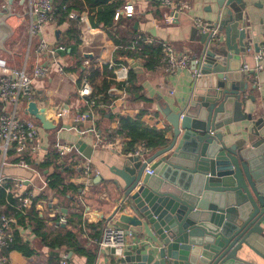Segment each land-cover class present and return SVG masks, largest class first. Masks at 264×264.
Instances as JSON below:
<instances>
[{"label":"water","instance_id":"obj_1","mask_svg":"<svg viewBox=\"0 0 264 264\" xmlns=\"http://www.w3.org/2000/svg\"><path fill=\"white\" fill-rule=\"evenodd\" d=\"M241 1L217 0L230 16L215 23L223 31L219 40L203 32L201 49L192 57L198 72L193 85L200 93L176 109L166 103L159 107L169 124L168 143L143 160L127 156L130 163L112 167L119 178L114 183L121 191L120 207L135 215L118 225L143 240L119 255L111 248L105 264H256L250 251L264 258L252 244L254 235L264 237V116L240 112L247 84L239 67L247 45L245 31L238 29L243 14L231 13L235 3L244 7ZM11 3L0 12L1 50L13 32L7 22ZM230 101L233 110H228ZM25 112L42 129L56 127L47 107L29 101ZM244 118L252 121L251 132L233 139L231 124ZM74 145L91 158V145L81 139Z\"/></svg>","mask_w":264,"mask_h":264},{"label":"crops","instance_id":"obj_2","mask_svg":"<svg viewBox=\"0 0 264 264\" xmlns=\"http://www.w3.org/2000/svg\"><path fill=\"white\" fill-rule=\"evenodd\" d=\"M7 2L8 0H0V12L4 10L2 5L6 6ZM127 2H134V8L131 12L120 11L119 15L126 20L118 25L119 39H127L134 33L133 31H136L150 38L152 42L166 43L178 55L188 54L190 59L187 67L168 73L160 66L153 70H147L144 67L142 58L133 59L137 63V66H133L129 58L119 57L121 61H125L135 71L137 84L141 86V93L144 95L145 100L133 101L127 92L112 87L109 92L116 98L113 100L111 113L113 115L120 113L134 116L140 111H146L141 118L145 124L169 127V124L158 111L159 107L166 103L176 109L189 96L194 97L195 94L201 91V89L193 85L197 76L194 71L197 70L193 69L192 57L199 53L202 45V34L206 31H201L195 27L194 20L200 19L212 24L218 21L221 24L220 21L225 23L230 14L228 12L224 13L219 9L217 0H171L170 5H166L162 0H123V5ZM239 3H243L244 7L235 3L233 5L234 11L231 14H243L238 29L239 31L241 29L245 31L244 42L247 45L246 52L241 55L239 67L241 74H243V81L247 84V87L241 91L240 100L242 105L240 112L243 115L252 113L255 118L264 116V55H260L264 44V0H243ZM181 4L185 5L184 8L178 9ZM11 6L13 15L7 19V22L12 27L13 32L4 42L6 50L0 49V65L4 63L8 66H17L30 71L38 60L45 58L43 54L39 55L37 52V45L41 37L49 44H63L66 47L67 44L73 43L74 40L69 39L67 36V30L72 22H74V26L79 32L80 42L77 44L76 52L81 62L87 59L90 64H109L110 67L114 62L117 49L116 43L105 28L92 26L88 11L76 10L82 15L80 21L67 19L61 24L47 22L40 35L31 36L29 33L31 16L28 0H12ZM127 16H130L128 17L129 19ZM129 24H131V27H129ZM221 36H223V31ZM256 47H259L258 51H256ZM62 56L68 65L69 63L73 65L76 62L73 56L67 54ZM243 65H248L251 70L243 71ZM82 66L86 67L85 65ZM77 84V81H74V77L59 74L54 67L47 77L34 81L32 85L34 101L40 107H47L50 118L56 119V115H59L56 127L51 130L40 128L39 138L42 148L40 154L35 157L31 169L17 167L10 160L4 163L0 161V176L21 180L25 188L30 189L35 195L46 193L51 196L54 206L53 204L49 205V202L43 201V199L36 203L35 207L40 215L52 218L56 215L60 217L62 214L66 219V214L79 213L86 224L104 220L103 226H119L118 223L120 224V221L135 215L128 207L125 209L122 206L120 207L122 195L120 189L114 183L115 180L119 181V178L112 171V167L119 168L124 164L130 163V161H125L127 158L125 154L108 150L105 145L107 133L117 126L114 119L98 118L100 119L98 128H94L102 139L103 144L94 146L98 141V136L93 135L92 131L89 130V127H91L89 119H84L78 125L79 129L84 131V133L78 134L74 126L70 128L71 119L66 117L65 113H59L61 108H65L68 111L77 110L75 113H81L85 99L77 97ZM235 85L237 87L241 86L239 82H235ZM228 103V110H233L232 102ZM21 112L23 116H28L24 113V104ZM251 126L252 121L247 118L232 123L231 129L235 133L233 139L247 137L251 132ZM168 136L169 133L167 132L166 137ZM252 137L254 136L250 135V138ZM78 139L93 147L89 160L91 167L95 169L97 174L84 175L79 166L76 164L71 165V157L76 156L79 163L86 160L82 152L74 145ZM55 142L73 144V150L66 153L63 158L65 164L68 161L67 164L73 167L69 173L71 175H68L70 176L68 180L79 186V193L74 197V203L70 202L68 207L57 206L59 203L58 196L53 194L47 188V185L44 184L46 174L51 171V168L39 166L48 153L57 152L56 148H54ZM154 151L151 150L148 155ZM61 160L60 162L63 163ZM63 208L66 209V213L62 212ZM51 210L56 211L55 216H52ZM65 221L61 224H64ZM86 224H82L81 232L78 231L80 243L91 250L97 247L94 264L107 263V259L110 258V251L100 250L95 239L90 238L89 234L91 232ZM48 226L51 228L56 227L55 222L52 220L48 221ZM261 226L264 233V222ZM128 231L131 232V236H128L127 247L125 248L138 246L143 237L137 236L136 233L129 229ZM21 236L24 240L30 242L35 253L27 257L18 251H10L4 264H54L49 260V249L39 242L34 233L30 231V228L26 229V231L23 230ZM252 244L264 254V237L254 235ZM67 257L70 260V264H87L84 256L78 255L73 251H69ZM249 258L256 264H264V258L252 251H250Z\"/></svg>","mask_w":264,"mask_h":264},{"label":"trees","instance_id":"obj_3","mask_svg":"<svg viewBox=\"0 0 264 264\" xmlns=\"http://www.w3.org/2000/svg\"><path fill=\"white\" fill-rule=\"evenodd\" d=\"M54 6V13L56 15V23L61 24L68 18L70 11H88L90 15V22L92 26H102L105 28L111 38L117 45L115 52L114 63L125 62L121 61L119 57H126L129 59L142 58L144 67L147 70H153L160 66V59L162 57V47L159 42L146 43L144 42L145 36L133 31L127 39H119L118 25L126 20L121 15L115 18L116 11L123 5V0H52ZM130 16H127V18ZM129 19V18H128ZM71 20V19H69ZM131 27V24H129ZM69 39H73V43L67 44L62 54L73 56L76 62L66 69L70 72L77 73L79 79L85 77L91 87V94L87 97L88 103L92 101L89 106L84 105L81 108L85 111L87 107L97 109L99 118H107L113 120L114 115L109 114L105 106L109 105L116 96H113L109 90L114 87L122 89L129 97L135 100H145L144 95L141 93V86L137 84V75L135 71L130 68L128 78L126 81H117L114 78L113 68L109 64L95 65L90 64L88 68L83 67L79 55L77 54V44L79 40V32L72 22L67 30ZM69 49V50H68ZM126 63V62H125ZM78 79V81H79ZM80 113V112H79ZM146 111H140L136 115L118 114V127L109 130L107 138L111 139L115 134L123 136V153L131 152L138 142H143L149 150H156L168 143L166 133L170 132V128L165 125L149 126L142 121L143 114ZM100 119L95 121V127L98 128ZM10 162L15 163L16 158L9 156ZM60 154L57 152H50L46 155L45 160L39 165L40 167L51 168L46 174L48 180L47 188L59 198V207H68L69 203H74L75 196L79 193V186L70 182L68 179L71 175L72 166L78 164V161L71 160V165L60 162ZM28 163L33 164L34 159H27ZM49 196L45 193L34 194L30 197L29 205L25 211H20L15 208L17 204L16 197L12 193L6 192L4 188H0V210L15 219L14 230L11 239L6 242V245L0 248V255L7 258L10 251H18L24 256H31L35 253L32 245L28 240H24L21 236L23 230L30 228L39 242L49 249V260L54 264H60L61 252L73 251L78 255L86 258L87 264H94L96 259L97 247L95 249H88L84 247L78 239V231L81 232L82 224H86L81 214L70 213L66 214V221L62 225L56 224L59 216L46 217L40 215L36 210V203L39 200L47 199ZM4 206V208L2 207ZM55 222L56 227L51 228L48 226V221ZM103 221L99 220L96 223L86 224L90 229V238L95 239L97 242L103 230ZM5 263V262H4ZM67 264L70 260L67 259Z\"/></svg>","mask_w":264,"mask_h":264},{"label":"built area","instance_id":"obj_4","mask_svg":"<svg viewBox=\"0 0 264 264\" xmlns=\"http://www.w3.org/2000/svg\"><path fill=\"white\" fill-rule=\"evenodd\" d=\"M166 5L171 4V0H162ZM29 3V33L31 36L40 35L44 25L47 22L56 23V15L54 13V6L52 0H28ZM4 4L2 7L4 8ZM184 4L179 5L178 9L184 8ZM134 8V2H127L121 8H119L114 17L118 18L121 12H131ZM121 11V12H120ZM68 18L72 20L80 21L82 15L77 11H70ZM195 27L202 31L210 32L212 37L219 40L221 37V30L215 23L202 21L200 19L194 20ZM220 36V37H219ZM144 42L151 43L150 38L145 37ZM162 57L160 59V66H162L167 72H175L183 69L189 64V55L182 54L178 55L175 51L168 46L166 43L161 42ZM65 50L63 44H49L42 37L40 38L37 45V52L39 55L43 54L44 59L38 60V62L27 71L23 68H15L2 63L0 65V161L2 163L10 159V155L16 158L15 166L31 169L32 164L27 162V159H35L41 152V141L39 138L40 126L32 116L22 115V105L25 107L29 101L34 100L33 82L36 79H42L50 73L52 68L56 69V72L63 75L75 76L73 72L66 69L64 57L62 52ZM260 55H264V44ZM259 55V56H260ZM82 65H87L88 60L85 59L81 62ZM114 78L117 81H126L128 78L129 65L124 62L112 63ZM243 71L251 70L248 65L242 66ZM197 74V71H194ZM77 74V73H75ZM198 75V74H197ZM79 77L77 75V95L80 98H87L91 94V87L88 80L85 77ZM85 102L92 104V101L88 103L87 99ZM113 102L110 104V108L113 106ZM67 109L61 108L60 114L67 113ZM26 114V113H25ZM27 115V114H26ZM87 113H74L72 116V122L77 125L87 118ZM57 121L59 115L57 114ZM91 117H94L92 114ZM50 117V116H49ZM56 118V117H55ZM77 132L81 131L76 127ZM96 132V129H95ZM97 133V132H96ZM97 143L95 146L102 145V139L97 133ZM107 144L113 147L117 152L125 154V156L137 157L141 160L145 159L149 150L143 142H138L133 150L128 153H123V136L115 134L111 139H108ZM106 144V143H105ZM54 148L60 154V159L63 160V156L73 150L72 144H60L55 142ZM71 160L78 161L76 156L71 157ZM79 167H83L86 171H93L90 160L86 159L82 163L76 164ZM147 172L151 173L150 169H146ZM47 179H44L46 184ZM4 188L6 192L12 193L17 199L16 207L19 209H25L29 205L30 197L32 192L26 190L24 183L19 179H8L0 176V188ZM2 207V206H1ZM4 208V206L2 207ZM52 216L56 213L55 210H51ZM15 219L5 214L0 210V248L6 245V242L11 239L12 228L11 225ZM65 218L61 214L57 223H63ZM56 223V224H57ZM131 236V232L123 229L116 225H105L103 227L100 238L97 241V245L100 250L104 249L109 251L114 248L116 254H121L122 250L127 247V238ZM67 253L61 252L60 264H67ZM6 260L5 256L0 255V264H4Z\"/></svg>","mask_w":264,"mask_h":264},{"label":"rangeland","instance_id":"obj_5","mask_svg":"<svg viewBox=\"0 0 264 264\" xmlns=\"http://www.w3.org/2000/svg\"><path fill=\"white\" fill-rule=\"evenodd\" d=\"M67 63L65 62V66L67 67ZM9 66H11V65H9ZM69 66H71V63H69ZM87 68L90 66V62H88V64L87 65H85ZM11 67H15V68H19V67H17V66H11ZM161 68H163L162 66H160ZM164 69V68H163ZM165 70V69H164ZM166 71V70H165ZM167 72V71H166ZM168 73H171V72H168ZM49 74H47L45 77H47ZM75 76H73L74 77V81L76 82L77 81V74H74ZM45 77H43V78H45ZM42 78V79H43ZM34 83V82H33ZM77 89V88H76ZM76 95H77V92H76ZM77 97H78V95H77ZM78 98H80V97H78ZM83 99H86V98H83ZM32 101H34V100H32ZM35 102V101H34ZM36 103V102H35ZM37 104V103H36ZM111 104V103H110ZM110 104L109 105H107V106H105V108L108 110V112H109V114H112L111 113V110H112V108H113V106H112V108H110L109 106H110ZM84 105H87V103L86 102H84ZM89 105V104H88ZM77 110H75V111H67V113H65L67 116L66 117H68V118H70L71 119V123H70V128L72 127L73 128V126L76 128H78L79 129V127H78V125H80V123L81 122H79L77 125H75L73 122H72V116L74 115L73 113H75ZM78 111H80V110H78ZM83 113H87L88 115H87V118L86 119H89L90 120V126L91 127H89V130H91L92 131V133H93V135H95V136H97V133L95 132V121L99 118V113L97 112V109H91L90 107L88 108L87 107V109L85 110V111H82ZM26 113V112H25ZM27 114V113H26ZM93 115L94 117H91L90 115ZM118 114H120V113H115L114 114V122H116V124H117V126L115 127V128H117L118 127ZM28 116H30L29 114H27ZM82 133H84V131L82 130V131H78V134H82ZM107 142H108V140L106 139V146H107V148H108V150L110 149V150H112V151H116L113 147H111V146H109L108 144H107ZM60 144H69V143H60ZM71 144V143H70ZM73 145V144H72ZM95 146V145H94ZM89 160V159H88ZM62 162H63V160H61ZM80 169H82V171L84 172V175H90V174H92V173H95V174H97V172L95 171V169H93V171L92 172H90V171H86L83 167H79ZM47 183H48V180H47V182H46V185H47ZM26 190H28V191H31L30 189H28L27 187H26ZM32 192V191H31ZM32 195L34 196V194H33V192H32ZM17 201V200H16ZM41 200H39L38 202H40ZM43 201H46V202H49L48 204L49 205H52L53 204V206H54V203L52 202V200H51V196H49L47 199H43ZM17 205V204H16ZM15 208L17 209V210H20V211H25V209H19V208H17L16 206H15ZM57 208V207H56ZM54 216H55V214H54ZM66 220V219H65ZM13 225H15V221L12 223V225H11V228H12V232H13V230H14V226Z\"/></svg>","mask_w":264,"mask_h":264}]
</instances>
